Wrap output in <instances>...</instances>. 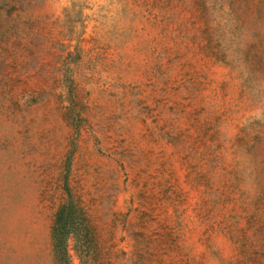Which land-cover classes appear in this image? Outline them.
I'll return each mask as SVG.
<instances>
[{
  "label": "rangeland",
  "instance_id": "1",
  "mask_svg": "<svg viewBox=\"0 0 264 264\" xmlns=\"http://www.w3.org/2000/svg\"><path fill=\"white\" fill-rule=\"evenodd\" d=\"M264 264V0H0V264Z\"/></svg>",
  "mask_w": 264,
  "mask_h": 264
},
{
  "label": "trees",
  "instance_id": "2",
  "mask_svg": "<svg viewBox=\"0 0 264 264\" xmlns=\"http://www.w3.org/2000/svg\"><path fill=\"white\" fill-rule=\"evenodd\" d=\"M68 198L55 212L52 227V245L56 264H71L68 240L71 236L87 233L83 222V213L68 189Z\"/></svg>",
  "mask_w": 264,
  "mask_h": 264
}]
</instances>
